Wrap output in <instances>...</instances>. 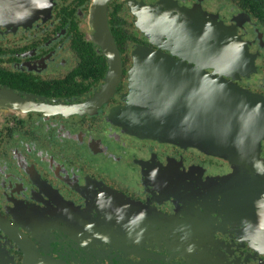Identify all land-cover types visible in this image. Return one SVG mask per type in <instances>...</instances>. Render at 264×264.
Wrapping results in <instances>:
<instances>
[{
	"label": "flooded vegetation",
	"instance_id": "af4514ba",
	"mask_svg": "<svg viewBox=\"0 0 264 264\" xmlns=\"http://www.w3.org/2000/svg\"><path fill=\"white\" fill-rule=\"evenodd\" d=\"M93 1L0 0V264H264V137L236 168L116 117L145 47L264 97V0H107L80 113Z\"/></svg>",
	"mask_w": 264,
	"mask_h": 264
},
{
	"label": "water",
	"instance_id": "95a60500",
	"mask_svg": "<svg viewBox=\"0 0 264 264\" xmlns=\"http://www.w3.org/2000/svg\"><path fill=\"white\" fill-rule=\"evenodd\" d=\"M106 2L93 1L89 23L91 37L107 58V78L101 95L73 110L80 113L100 106L120 82L121 60L108 26ZM134 54L126 105L116 113L127 132L194 147L236 168L258 165L264 97L208 73L203 65L191 66L158 50L145 47Z\"/></svg>",
	"mask_w": 264,
	"mask_h": 264
}]
</instances>
